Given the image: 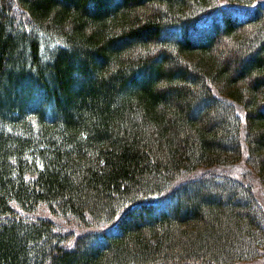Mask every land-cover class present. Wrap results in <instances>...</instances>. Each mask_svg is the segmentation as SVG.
<instances>
[{
    "label": "trees",
    "instance_id": "obj_1",
    "mask_svg": "<svg viewBox=\"0 0 264 264\" xmlns=\"http://www.w3.org/2000/svg\"><path fill=\"white\" fill-rule=\"evenodd\" d=\"M242 158L264 189V0H0V264L253 261Z\"/></svg>",
    "mask_w": 264,
    "mask_h": 264
},
{
    "label": "rangeland",
    "instance_id": "obj_2",
    "mask_svg": "<svg viewBox=\"0 0 264 264\" xmlns=\"http://www.w3.org/2000/svg\"><path fill=\"white\" fill-rule=\"evenodd\" d=\"M212 21L209 19L205 23H200L197 28L198 30L208 27V24ZM216 171L218 173H225L234 178L244 181L247 183L252 190L260 204L264 209V189L256 179V177L248 170L247 165L245 164L244 158L240 159L237 163L230 165L228 168H217ZM245 264H264V252L261 256L256 258L253 261H250Z\"/></svg>",
    "mask_w": 264,
    "mask_h": 264
}]
</instances>
